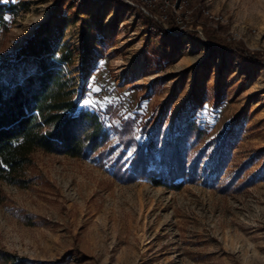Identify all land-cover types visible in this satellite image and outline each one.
Wrapping results in <instances>:
<instances>
[{
    "label": "rangeland",
    "instance_id": "obj_1",
    "mask_svg": "<svg viewBox=\"0 0 264 264\" xmlns=\"http://www.w3.org/2000/svg\"><path fill=\"white\" fill-rule=\"evenodd\" d=\"M103 1L12 0L0 66L39 31L70 53L62 70L73 100L83 86L107 88L100 99L84 92L81 100L99 116L113 104L125 117H151L167 140L193 114L206 128L203 140L188 143L202 155L198 180L180 190L120 181L96 155L36 150L23 183L0 179V250L42 264H264V0L169 8L167 26L182 20L183 34L119 0ZM233 128L220 170L216 149ZM118 144L110 131L112 158ZM133 156L128 149L125 169Z\"/></svg>",
    "mask_w": 264,
    "mask_h": 264
},
{
    "label": "trees",
    "instance_id": "obj_2",
    "mask_svg": "<svg viewBox=\"0 0 264 264\" xmlns=\"http://www.w3.org/2000/svg\"><path fill=\"white\" fill-rule=\"evenodd\" d=\"M13 8L12 0H0V28L6 29V16ZM69 58L70 53L56 51L37 31L20 47L15 61L0 66V179L14 185L23 183L22 170L31 163L32 153L41 150L82 159L96 155L98 165L109 163L111 176L120 181L144 180L180 190L198 180L202 155L194 156L188 143L203 140L206 128L193 120V114L167 140L160 138L163 123L151 127V117H125L113 104L105 106L101 117L81 105L85 86L73 100L74 90L62 70V62ZM110 131L118 137L121 148L114 158ZM233 135L234 128L216 149L220 170L227 161ZM130 148L134 156L125 169L124 158ZM0 264L42 263L0 250Z\"/></svg>",
    "mask_w": 264,
    "mask_h": 264
},
{
    "label": "built area",
    "instance_id": "obj_3",
    "mask_svg": "<svg viewBox=\"0 0 264 264\" xmlns=\"http://www.w3.org/2000/svg\"><path fill=\"white\" fill-rule=\"evenodd\" d=\"M77 2H81V0H76ZM123 4H127L129 6H133L136 9L140 10L142 14H145L147 17L156 20L158 22V25H161L164 30H166L169 33H172V29L174 27H168L166 24V21L168 20L167 15L165 14L166 11L169 8L175 9V11L180 12L183 10L187 5L189 0H119ZM90 4H93L94 6H101L104 1L103 0H89ZM159 10L161 15L158 17L153 16V10ZM209 17L216 21L222 20L221 16L211 15L209 12H206ZM176 27L174 29L175 34H183L187 32V27L185 24H183V21H177V24H175ZM155 30V28H152ZM172 33V34H173ZM202 35V34H201ZM107 93V88L102 84H96V85H90L86 88L85 94L91 98H99L101 96H104Z\"/></svg>",
    "mask_w": 264,
    "mask_h": 264
},
{
    "label": "snow or ice",
    "instance_id": "obj_4",
    "mask_svg": "<svg viewBox=\"0 0 264 264\" xmlns=\"http://www.w3.org/2000/svg\"><path fill=\"white\" fill-rule=\"evenodd\" d=\"M88 103H90V101H88Z\"/></svg>",
    "mask_w": 264,
    "mask_h": 264
}]
</instances>
